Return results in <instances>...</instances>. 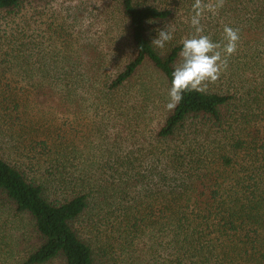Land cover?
Wrapping results in <instances>:
<instances>
[{"label": "trees", "instance_id": "1", "mask_svg": "<svg viewBox=\"0 0 264 264\" xmlns=\"http://www.w3.org/2000/svg\"><path fill=\"white\" fill-rule=\"evenodd\" d=\"M25 1L0 0V14ZM95 3L97 24H0V201L21 218L0 215V264H264V0L205 16L213 40L239 29L237 52L172 110L189 23L167 24L177 11L166 3ZM164 27L174 38L161 50L151 40ZM92 112L119 141L82 156ZM88 214L96 235L78 225Z\"/></svg>", "mask_w": 264, "mask_h": 264}, {"label": "rangeland", "instance_id": "2", "mask_svg": "<svg viewBox=\"0 0 264 264\" xmlns=\"http://www.w3.org/2000/svg\"><path fill=\"white\" fill-rule=\"evenodd\" d=\"M147 3L151 4H169V6L173 7L177 13L173 21L168 22L167 24H188L187 21V15L191 13V4L189 2L185 3H176L173 0H144ZM87 6V11L85 13L80 12L81 7H76L77 4L79 6H83V3ZM194 2V1H193ZM205 3H207V0H205ZM96 6L95 0H26L21 5V8L19 10H16L14 13L7 14V13H1L0 14V24H12L13 22H20L21 24H32V27L38 31L41 29L42 34L44 31V28H47L48 24H55V25H61L64 24L65 27L67 24H97L94 23V18L92 16V13H96ZM211 14V13H210ZM83 15V16H82ZM208 13L205 14L207 16ZM212 15V14H211ZM179 22V23H178ZM160 26H157V28ZM63 37L59 36L58 40L55 42V45L57 46V49L61 52V50L64 47V40H62ZM98 113V112H97ZM69 119V120H68ZM73 118H66L68 120L66 124L63 127L64 132L67 136H73L74 132H71V125H74ZM65 120V121H66ZM97 118L90 115L87 119L85 118V122H88V131L85 132L88 137L87 148H82L83 151H81L82 156H86L88 154V151L91 150L92 153L99 155L100 151H103V154L105 153L104 150L108 147L113 149V144L115 138L119 141L118 135L116 136V131L114 127L112 126L113 121H106V125L102 126L97 123ZM162 121V114L158 115L156 118H152L148 128H154L157 123H161ZM110 122V123H108ZM84 132V127L79 126V131L76 134L77 138H75V141L79 142V135H81ZM75 135V134H74ZM87 140V139H86ZM125 139L124 137L120 140L119 148L117 149L119 153H124L125 151L130 148V142L131 140ZM102 146V147H101ZM101 147V148H100ZM107 150V149H106ZM6 203L4 201H0V215L6 216L8 214L7 219L8 222H11L13 224L14 221L19 222L21 220L20 216H12V212L6 213ZM117 215V214H116ZM87 218V221H81L79 222L80 229L82 230L85 235L87 233H90L91 235H96L95 233V224L89 221L88 217H90V214L85 216ZM14 220V221H13ZM113 220V218H110V221ZM104 223V222H103ZM99 226V225H98ZM106 228L108 230V226L103 225V227H99L97 229L98 233L103 229ZM8 234H11L15 237L21 236L20 233L22 230L20 228H9ZM28 232L24 234L27 235ZM2 264V263H1ZM55 264H61L59 262H56Z\"/></svg>", "mask_w": 264, "mask_h": 264}, {"label": "clouds", "instance_id": "3", "mask_svg": "<svg viewBox=\"0 0 264 264\" xmlns=\"http://www.w3.org/2000/svg\"><path fill=\"white\" fill-rule=\"evenodd\" d=\"M225 0H194L191 15L186 21L192 32L181 41L182 47L178 61L171 73L170 87L167 90L168 110L174 109L184 98L185 93L206 92L210 84L216 83L229 64L230 58L237 52L240 35L239 29L224 25L220 39L213 40L211 33H206L202 21L206 13L217 15ZM174 29L164 27L158 30L151 44L158 49H165L173 40Z\"/></svg>", "mask_w": 264, "mask_h": 264}]
</instances>
